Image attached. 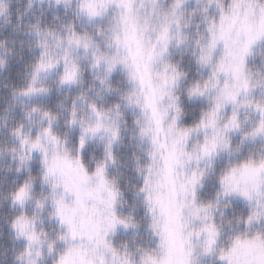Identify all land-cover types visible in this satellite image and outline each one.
Here are the masks:
<instances>
[{"label": "clouds", "instance_id": "obj_1", "mask_svg": "<svg viewBox=\"0 0 264 264\" xmlns=\"http://www.w3.org/2000/svg\"><path fill=\"white\" fill-rule=\"evenodd\" d=\"M0 264H264V0H0Z\"/></svg>", "mask_w": 264, "mask_h": 264}]
</instances>
